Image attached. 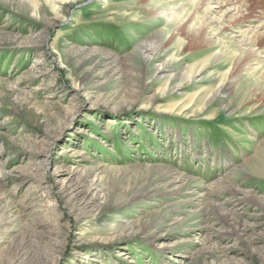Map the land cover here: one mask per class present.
Listing matches in <instances>:
<instances>
[{"label":"rangeland","instance_id":"obj_1","mask_svg":"<svg viewBox=\"0 0 264 264\" xmlns=\"http://www.w3.org/2000/svg\"><path fill=\"white\" fill-rule=\"evenodd\" d=\"M186 1L0 0V264H264V15Z\"/></svg>","mask_w":264,"mask_h":264},{"label":"bare ground","instance_id":"obj_2","mask_svg":"<svg viewBox=\"0 0 264 264\" xmlns=\"http://www.w3.org/2000/svg\"><path fill=\"white\" fill-rule=\"evenodd\" d=\"M211 1H213V0H187L186 2H184V3L182 2V4L181 3L180 4L183 5V4L187 3L189 6L193 7L194 12L196 13L198 10H201V9L204 11H208L209 8L206 7V4L211 3ZM237 2L240 3L239 6H237V4H236ZM216 3L219 4V7H225L226 8L229 6V7H233L234 9L240 10V12L242 13V17H241L242 19L249 18L250 16L260 17V16L264 15V0H220L219 2H216ZM156 7H157V5H155V4H151V5L146 6L148 11L153 12V11H155V9H158L154 12V14L164 15V17L166 16V18H167V15L173 14V12H171L170 10L167 11L168 9L172 8L171 6H169L167 8L166 7L160 8L159 6H158V8H156ZM193 16L194 15L191 12H187V13L183 14V16L178 18V21L174 25L173 30L176 32L179 29H183V30H185L187 36L190 37V39L193 42H195V44L205 45L207 47L210 46L209 45L210 41L206 37V31H207L206 25H204L202 23L200 26H198L195 29H188V26L190 25V22L193 19ZM172 26H173V24H172ZM170 29H172V28H170ZM168 36H169V34H168ZM247 39H248L247 43L253 44L257 48L263 47L264 46V31H262V32L261 31L258 32L257 30L252 31V33L247 36ZM157 46H159V45H157V42H156L154 44L153 43L148 44L144 47V52L146 51L147 55L149 57H151L150 59H156L157 57H159L160 55H163L165 53L164 49L156 48ZM108 60H109V58H108ZM262 60H264V54H263L262 58H260V59H257L256 57L251 59L250 56H248L246 54L244 56L241 55L240 57H238L233 62L232 69L235 72H239V71L245 69V67H247V65H249L250 63L251 64L252 63L258 64V62L262 61ZM110 61H112V60H110ZM169 66H170V63L165 62L160 66L159 70L161 72H163V70L167 69ZM178 86H182V83H180Z\"/></svg>","mask_w":264,"mask_h":264}]
</instances>
